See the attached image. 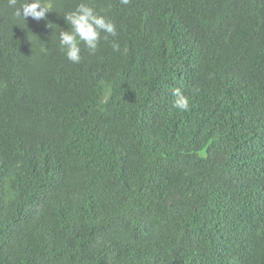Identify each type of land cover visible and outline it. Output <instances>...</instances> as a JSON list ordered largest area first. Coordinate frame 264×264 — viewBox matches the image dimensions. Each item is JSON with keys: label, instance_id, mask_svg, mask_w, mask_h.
<instances>
[{"label": "trees", "instance_id": "1", "mask_svg": "<svg viewBox=\"0 0 264 264\" xmlns=\"http://www.w3.org/2000/svg\"><path fill=\"white\" fill-rule=\"evenodd\" d=\"M79 2L0 0V264H264V0Z\"/></svg>", "mask_w": 264, "mask_h": 264}, {"label": "clouds", "instance_id": "2", "mask_svg": "<svg viewBox=\"0 0 264 264\" xmlns=\"http://www.w3.org/2000/svg\"><path fill=\"white\" fill-rule=\"evenodd\" d=\"M131 2L132 0H120L122 5H129ZM7 3L14 9V17L23 21L29 17L37 21L47 20L46 14L54 10L51 0H7ZM62 16L69 27L67 30L59 31V46L65 57L73 64H78L82 59L81 44L94 54L101 39L106 40L108 36L117 35L115 22L99 14L88 0H80L75 9ZM52 26L49 21L48 27L52 28ZM112 47L114 50H119L117 43H113ZM173 96L175 97L173 106L176 109L190 110L189 97L181 89H174Z\"/></svg>", "mask_w": 264, "mask_h": 264}]
</instances>
